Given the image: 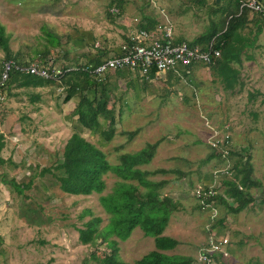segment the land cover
Returning <instances> with one entry per match:
<instances>
[{
    "label": "rangeland",
    "instance_id": "374dc122",
    "mask_svg": "<svg viewBox=\"0 0 264 264\" xmlns=\"http://www.w3.org/2000/svg\"><path fill=\"white\" fill-rule=\"evenodd\" d=\"M107 3L108 0H0V23L9 34L11 51L21 54L23 61L39 62V50L50 46L49 32H55L60 46L48 51V61L54 58L53 65L70 66L76 65V56L95 45L115 47L123 34L135 29L144 13L171 25L175 36L189 40L208 29L212 20L221 22L224 18L221 11L211 10L213 0H126L122 15L111 21ZM113 7L110 11L115 10ZM77 29L95 38L94 47L84 39L73 41ZM256 42L259 45L250 50L251 58L242 55L238 66L242 84L236 85L233 92L201 62L187 68L188 74H183L184 66L178 65L173 69L178 79L169 77L167 71L152 77L134 76V86L127 82L132 75L117 78L115 70L105 71L115 83V94L124 101L117 125L137 130L130 139L125 134H115L101 146L109 161L118 162L121 151H135L147 141L159 140L153 157L139 167L177 168L184 172L148 174L155 180L166 178L168 181L159 188L161 193L179 202L163 231L179 240L174 248L166 250L168 253L199 259L198 252L212 221L226 213L224 206L214 201L211 206L198 207L195 190L205 182L216 185L228 172L230 158L221 162L213 156L204 161L211 153L210 140L223 141L227 137L229 145L250 155L253 175L260 185L251 188L255 199L248 206L237 213H226V224L214 226L216 232L229 238L224 260L219 264L264 262V32ZM62 46L69 51L66 59L58 55ZM4 58L0 49V66ZM60 89L48 84L13 85L9 92L4 90L0 100V133L5 140L1 155L13 160L0 164V172L18 182L32 179L23 187L24 192L18 193L0 175V264H100L90 257L91 252L96 249L101 256L110 250L100 234L95 243L81 242L78 228L91 217L100 218L99 231L109 223L110 214L99 196L112 192L121 178L108 171L103 174L105 186L100 192L73 194L63 191L50 171L40 173L62 159L64 145L74 129L68 116L78 97L63 101L65 93ZM35 93L39 96L32 99ZM250 93L254 96L250 97ZM84 135L90 138L89 133ZM92 140L96 142V135ZM109 237L117 240L118 255L128 262L155 248L153 236L145 235L138 225L126 239L115 233Z\"/></svg>",
    "mask_w": 264,
    "mask_h": 264
},
{
    "label": "trees",
    "instance_id": "16d2710c",
    "mask_svg": "<svg viewBox=\"0 0 264 264\" xmlns=\"http://www.w3.org/2000/svg\"><path fill=\"white\" fill-rule=\"evenodd\" d=\"M203 2V0H201ZM264 5V0H259ZM126 0H108L106 13L111 21L122 15ZM114 6V7H113ZM241 6V0H213L212 11H221L224 18L221 22L211 21L210 26L205 31L199 33L193 39H186L182 36H175L176 41L186 40L191 44H202L207 46L213 41V46L218 48L220 54L216 56L211 63L207 65L212 69V74L220 79L223 86L228 91H234L236 85L242 84L241 72L238 67L243 61V53L246 57L251 58L250 50L259 45L256 40L258 36L264 32V12L257 9ZM110 7L116 8L110 11ZM210 10V11H211ZM250 13H252L250 15ZM159 21L150 14H142L135 23L136 30H150L155 27ZM221 24V25H220ZM220 25V26H219ZM247 29L248 31H245ZM78 35L75 39L79 43L83 39L90 47H94L95 38L90 33H85L81 29H77ZM252 31V34L249 32ZM51 38L50 46L44 50H39V64L46 65L51 69L53 65L49 62L48 51L54 47L60 46L59 36L55 32H49ZM88 34V35H87ZM90 35V36H89ZM129 40V36L123 34V42ZM50 47V48H49ZM105 44L95 45V48L86 50L82 56L74 58L75 67L69 69L62 74L59 79L45 78L37 74L13 69L4 86V90L11 86L15 87H38L45 84L53 86V88H61L64 91L63 101H68L72 97L77 96L78 102L71 112H69L70 124L74 128L70 136L67 138L62 151V159L56 161L52 167H44L40 171H50L56 177L61 189L73 194H90L92 192H100L105 186L103 174L111 171L121 179L116 183L114 190L105 194H100L99 199L105 210L110 214V221L102 230H98L97 223L99 217H91L85 221L84 227H79V239L83 243H95L97 236L106 240L110 250L103 255H97L94 249L90 257L97 260L100 264H208L187 254L168 253L166 250L174 248L179 240L171 235L163 233L170 215L174 209L179 207V202L169 194H162L160 187L168 180L166 178L155 180L148 177V174L161 171H174L177 174H184L182 170L177 168H156L154 170L140 168L143 163L149 162L155 153V149L159 143L156 141H147L141 148L135 151H121L119 153L118 162H110L106 152L101 146L107 144L115 134H125L130 139L137 132L136 129L130 130L117 125L121 120L123 97L116 95L114 85L109 76L100 77L91 71V68H85L88 64L103 61L109 56L113 50ZM0 49L4 52V59L14 58L17 62H22L21 54L13 53L9 44V34L6 33L4 25L0 23ZM113 53H120L115 51ZM62 58L69 57V51L62 46L59 54ZM84 58V60H81ZM190 64L184 65L183 74H188L187 68H191ZM65 66L66 64H61ZM2 64L0 66V71ZM129 68H119L115 70L118 77L132 75L128 79V83L134 86L133 77L140 75L134 73ZM175 71L168 70L169 77L178 79ZM127 73V74H126ZM155 75L151 70L149 77ZM144 76V75H143ZM259 93V91H258ZM39 95L35 93L32 99ZM254 93H250V97ZM89 133L90 138L84 133ZM96 135V142L92 137ZM5 145L4 135L0 133V164L6 161L12 162L1 155V151ZM211 147V153L204 161L210 157H217L219 161L224 162L231 159L230 168L227 173L221 177V180L212 186L215 191L212 195L207 196L206 202L213 200L217 204H222L226 213H237L244 209L255 199L251 188L260 185V181L253 175V166L250 163V155L243 153L240 149L228 145V152L219 151L217 146ZM122 145L118 146L120 149ZM233 155H236L233 157ZM229 173V174H228ZM2 180L10 184L18 193H23V187L31 184L32 179L27 183L18 182L14 178L8 179L0 172ZM32 178V176H31ZM136 180V182H135ZM208 187V182L204 185ZM26 196V195H25ZM230 198L231 202L227 199ZM215 203V204H216ZM197 206L201 204L197 202ZM222 214L212 221L211 228L216 225H225L227 214ZM140 226L145 235H151L154 238L155 248L150 249L141 257L132 262L124 261L118 255V245L115 238H110L111 233L117 234L121 239H126L135 226ZM1 239V235H0ZM212 257L216 260V264L224 260L222 252L212 253ZM31 264H46L43 261ZM259 264H264L260 262Z\"/></svg>",
    "mask_w": 264,
    "mask_h": 264
},
{
    "label": "built area",
    "instance_id": "2783aa9c",
    "mask_svg": "<svg viewBox=\"0 0 264 264\" xmlns=\"http://www.w3.org/2000/svg\"><path fill=\"white\" fill-rule=\"evenodd\" d=\"M244 5L264 12V5L259 0H241L240 7ZM128 36L129 40L120 44V53L112 52L103 61L96 65L90 63L85 68H91V71L100 77L106 75V70L114 71L119 68H129L142 76L149 77L151 70H154L156 75L173 70L178 65L184 66L192 62L209 64L220 54L219 49L213 46L212 40L207 46L191 44L186 40L176 41L171 25L161 22H158L153 29L137 30ZM73 67L75 65L54 64L49 69L48 66L39 64L37 61L17 62L14 58H6L2 61L0 71V100L4 98V86L13 69L37 74L45 78L59 79L65 71ZM210 141L212 146L220 148L219 151L228 152L229 139L227 137L223 141L218 140V138H212ZM212 186L209 182V188L198 186L195 190V196L202 208H205L206 205L211 206L213 203V200L208 202L205 200L207 196L215 192ZM206 238L198 252V257L208 264H214L216 260L212 257V253H226L229 238L227 235L216 232L214 228H209Z\"/></svg>",
    "mask_w": 264,
    "mask_h": 264
},
{
    "label": "crops",
    "instance_id": "0c3cea01",
    "mask_svg": "<svg viewBox=\"0 0 264 264\" xmlns=\"http://www.w3.org/2000/svg\"><path fill=\"white\" fill-rule=\"evenodd\" d=\"M135 31H137L136 29H130L127 33H126V36L128 35V34H130V33H133V32H135ZM123 42V39L120 41V42H118L117 44H116V46L113 48V50L110 52V53H112V52H115V51H120V44Z\"/></svg>",
    "mask_w": 264,
    "mask_h": 264
},
{
    "label": "water",
    "instance_id": "95a60500",
    "mask_svg": "<svg viewBox=\"0 0 264 264\" xmlns=\"http://www.w3.org/2000/svg\"><path fill=\"white\" fill-rule=\"evenodd\" d=\"M219 0H217V2H218Z\"/></svg>",
    "mask_w": 264,
    "mask_h": 264
}]
</instances>
